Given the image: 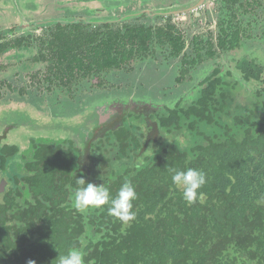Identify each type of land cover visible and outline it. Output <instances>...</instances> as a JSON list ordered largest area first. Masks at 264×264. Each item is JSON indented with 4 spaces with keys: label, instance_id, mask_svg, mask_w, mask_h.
<instances>
[{
    "label": "flooded vegetation",
    "instance_id": "1",
    "mask_svg": "<svg viewBox=\"0 0 264 264\" xmlns=\"http://www.w3.org/2000/svg\"><path fill=\"white\" fill-rule=\"evenodd\" d=\"M53 1L60 2L58 11L48 7ZM125 4H131L130 11L123 10ZM0 7H11L0 13V25L5 18L17 24L0 30V59L14 54L13 70L27 71L18 61L34 53L26 62L33 66L25 76L28 85L14 88V79L23 81L20 71L1 81L6 92L0 91V103L30 108L26 98L39 90L44 97L30 101L31 109L44 122L61 121L70 128L65 120L79 118V125L87 126L67 138L33 139L25 151L8 144V130L1 133L0 202L14 186L26 197L23 180L34 175L46 148L66 158L74 176L100 185L112 164H126L127 155L135 159L144 147L145 155L169 142L183 148L189 126L182 107L216 80L219 97L230 90L254 97L256 74L264 81V0H0ZM131 28L149 36L143 49L121 41ZM60 33L72 40L68 50L54 38ZM112 39L116 50L131 58L99 71L94 61L106 56ZM6 70L0 64V73ZM174 111L182 127L178 135L171 133ZM122 135L129 138L120 147L116 137Z\"/></svg>",
    "mask_w": 264,
    "mask_h": 264
},
{
    "label": "trees",
    "instance_id": "2",
    "mask_svg": "<svg viewBox=\"0 0 264 264\" xmlns=\"http://www.w3.org/2000/svg\"><path fill=\"white\" fill-rule=\"evenodd\" d=\"M54 38L64 51L72 45L66 34ZM148 39L131 28L121 41L143 49ZM114 41L104 58L95 59L99 71L131 58ZM258 75L254 97L232 90L219 97L216 80L183 106L189 126L183 148L169 142L145 155L144 147L135 159L127 155L126 164H112L99 183L113 196L125 181L133 184L136 218L129 223L110 216L107 205L78 209L74 191L83 176H74L70 162L46 148L34 175L23 180L26 197L14 186L0 202V264H58L72 247L83 252L85 264H264V85L258 86L264 81ZM170 115L171 133L178 135V112ZM128 138L117 136L116 142L122 146ZM172 168L206 173L202 201L183 199Z\"/></svg>",
    "mask_w": 264,
    "mask_h": 264
},
{
    "label": "rangeland",
    "instance_id": "3",
    "mask_svg": "<svg viewBox=\"0 0 264 264\" xmlns=\"http://www.w3.org/2000/svg\"><path fill=\"white\" fill-rule=\"evenodd\" d=\"M177 1H181V0H177ZM59 3L60 2H54V1L49 2L48 7H55V10L58 11L56 6ZM130 5L131 4H125V6H128V7H123V10L125 12L130 11L131 10L129 7ZM10 8L11 7H0V10H1L0 13H2L3 11H8ZM35 17L38 18L39 15L37 14V16ZM31 21H35V20L31 19ZM15 23H16L15 21L7 20L5 18L3 23L0 25L1 32L6 31L8 29H13V27L17 25ZM30 52L31 51H29V53ZM13 55L14 54H10V55L7 54L6 56L0 59V64L7 68L6 71L0 73V82L9 80L10 77H12V74L16 73L17 71H20L19 77L23 81L14 79L15 81L14 88H16V86L17 88L18 87L20 88L24 85H28L29 81L28 79L25 78V76L27 72L33 71L31 70L33 66L27 65L26 62L28 61L30 57L34 55V53L32 52V54H25V57L21 61H18L20 63L18 67H20V65L27 66L28 67L27 71H24L20 68H17L16 72L13 70V68L17 65V61L16 59H13L14 58ZM37 68L38 66L36 67V69ZM36 69L34 71H36ZM21 82L23 83L21 84ZM1 92L5 94L6 91L2 90ZM31 93L32 95H30V97L33 100H31V98H28V97L26 98L28 100L27 103L30 108H27V107L23 108L17 105L16 103H9V104H4V105L0 103V134L8 130L7 142L9 145H15L21 151L22 149H24L23 151H25L28 148L29 141L33 139L44 138L43 136H46L47 134L51 136H56L57 138H61V137L67 138L66 137L67 134H71L73 136L76 135V130L78 133H80L81 128H83L84 126L82 127V125H79V123L81 124V121H79V118L77 119L67 118L68 120H65V123L67 124V126L69 125L70 128L64 126L63 122L61 121H56V124L54 121H51V120L44 122L42 117L38 115L33 109H31L32 107L33 108L35 107L30 102V101H35V100L42 98L44 94L43 92H40L39 90L32 91ZM53 124H55L56 126H54ZM9 127H11V129H9ZM85 127L87 126L85 125Z\"/></svg>",
    "mask_w": 264,
    "mask_h": 264
},
{
    "label": "clouds",
    "instance_id": "4",
    "mask_svg": "<svg viewBox=\"0 0 264 264\" xmlns=\"http://www.w3.org/2000/svg\"><path fill=\"white\" fill-rule=\"evenodd\" d=\"M169 171L172 183L182 190V197L187 203L203 200L204 194L200 189L207 181L204 171L195 168H172ZM76 183L79 187L74 191V202L78 209L83 211L107 205L108 214L119 221L129 223L135 220L133 201L137 199V193L130 181H125L115 196L103 184L86 182L83 178L77 179ZM56 261L58 264H85L83 252L76 247H72L66 255H59ZM28 264H35V261L30 260Z\"/></svg>",
    "mask_w": 264,
    "mask_h": 264
}]
</instances>
